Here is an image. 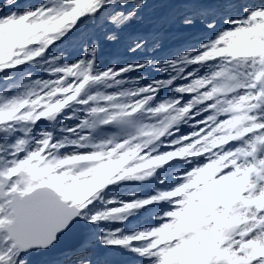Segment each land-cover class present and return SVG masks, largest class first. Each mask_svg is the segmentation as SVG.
Instances as JSON below:
<instances>
[{"label": "snow or ice", "instance_id": "1", "mask_svg": "<svg viewBox=\"0 0 264 264\" xmlns=\"http://www.w3.org/2000/svg\"><path fill=\"white\" fill-rule=\"evenodd\" d=\"M0 264H264V0H0Z\"/></svg>", "mask_w": 264, "mask_h": 264}]
</instances>
